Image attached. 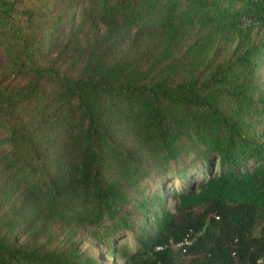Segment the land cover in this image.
<instances>
[{
	"label": "trees",
	"instance_id": "trees-1",
	"mask_svg": "<svg viewBox=\"0 0 264 264\" xmlns=\"http://www.w3.org/2000/svg\"><path fill=\"white\" fill-rule=\"evenodd\" d=\"M263 71L264 0H0V264H264Z\"/></svg>",
	"mask_w": 264,
	"mask_h": 264
},
{
	"label": "rangeland",
	"instance_id": "rangeland-1",
	"mask_svg": "<svg viewBox=\"0 0 264 264\" xmlns=\"http://www.w3.org/2000/svg\"><path fill=\"white\" fill-rule=\"evenodd\" d=\"M264 74V71L262 72ZM174 184L176 185V187H178V185L180 184L179 181H174ZM167 207L168 209L172 210V206H173V202L171 200L168 201L167 203ZM125 238L122 239L120 241V243L128 242L130 244H132V234L130 233H125ZM91 248L92 249H88V246L85 245L83 247L82 250H87L88 252H90L91 255H93V257H96L97 259H99L101 262V264H122V261L120 259L117 258H111L109 256H107L108 250L107 248L101 246L100 244H95L94 242L91 243ZM191 254H187L186 256H179L180 258V262H178L177 264H189L190 259H191Z\"/></svg>",
	"mask_w": 264,
	"mask_h": 264
},
{
	"label": "built area",
	"instance_id": "built-area-1",
	"mask_svg": "<svg viewBox=\"0 0 264 264\" xmlns=\"http://www.w3.org/2000/svg\"><path fill=\"white\" fill-rule=\"evenodd\" d=\"M191 244H192V240L190 239V236H187L183 241L176 244L174 249L179 250L181 255L184 257L187 255L188 247H190ZM157 250H160V248H157Z\"/></svg>",
	"mask_w": 264,
	"mask_h": 264
}]
</instances>
